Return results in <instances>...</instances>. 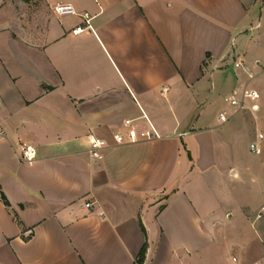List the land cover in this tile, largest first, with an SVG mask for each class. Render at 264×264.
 Here are the masks:
<instances>
[{"label":"crops","instance_id":"0c3cea01","mask_svg":"<svg viewBox=\"0 0 264 264\" xmlns=\"http://www.w3.org/2000/svg\"><path fill=\"white\" fill-rule=\"evenodd\" d=\"M16 2L0 8V264H140L144 246L142 264L263 262L242 184L244 139L264 134V0ZM246 84L256 102L212 116ZM126 120L158 137L117 144Z\"/></svg>","mask_w":264,"mask_h":264},{"label":"built area","instance_id":"2783aa9c","mask_svg":"<svg viewBox=\"0 0 264 264\" xmlns=\"http://www.w3.org/2000/svg\"><path fill=\"white\" fill-rule=\"evenodd\" d=\"M54 11L59 16H67V15L76 14V11L74 10V8L71 5H67V4H57L54 7ZM84 17L85 19H87L88 27H90L89 14H85ZM84 30L85 28L78 27L73 31V33L75 35H78V34H81ZM241 67H242L241 62L235 63V68L239 69ZM252 79H253V76L250 77V80ZM258 99H259V93L255 89L250 88L248 84H246L242 89L233 91L229 96H227L224 99V102L229 108H234L235 111L238 112V111H242L246 109L247 105L250 102L254 103ZM219 119H220V122L224 124V123H227L231 119V116L225 110L222 113H220ZM132 123H133V120H126L124 122V126L128 128L126 135L117 134L114 136L117 144L119 145L134 144V143H138L142 141L152 140L158 137V135L155 134L154 132L153 133L151 132L138 133L132 127ZM263 139H264V134L263 133L258 134L257 141L250 145V151L252 153L256 155L262 154V148L260 146V143L263 141ZM89 145H90L89 151L91 155L97 159H102L103 158L102 152L109 147L106 144V142L96 138L95 136L89 137ZM21 158L24 162L32 164L37 159V151L32 146H25L22 148ZM87 206L89 207L90 204H87ZM234 262H237L236 258H234ZM257 264H263V263H257Z\"/></svg>","mask_w":264,"mask_h":264},{"label":"rangeland","instance_id":"374dc122","mask_svg":"<svg viewBox=\"0 0 264 264\" xmlns=\"http://www.w3.org/2000/svg\"><path fill=\"white\" fill-rule=\"evenodd\" d=\"M32 1V0H31ZM34 1V0H33ZM7 4L10 5H17L18 3L16 2V0H0V8L6 6ZM35 6V3L32 4V6ZM25 6V13H27V15L29 14V9L32 7L30 5H24ZM21 7H18L19 11L21 10ZM209 107L208 110L209 112L212 114L213 117H215V115L219 114V112L223 109L224 107V100H223V94L222 92L220 93H216L214 95H212V97L209 100L208 103ZM254 137V133H250L247 134L245 139H244V143H243V156H244V160L247 163V165H250L247 167V173L244 176V183L242 184V186L244 187L245 190V205H244V211L246 213H248L249 211H257L259 210L262 206L264 207V182L262 181L261 183L259 182H252V179L250 177V174H252L250 172V170H257V172L259 170L262 171V168H259L257 166H254V162L257 160V158H259L258 156L254 155L253 153L250 152L249 150V142L250 140ZM259 190L262 193V198L261 199L259 197ZM264 214V213H263ZM238 219V218H237ZM259 229H261L260 225H258ZM250 231V233L252 231L251 227L248 228ZM254 234V233H253ZM248 235V232H247ZM264 264V261L261 262Z\"/></svg>","mask_w":264,"mask_h":264},{"label":"trees","instance_id":"16d2710c","mask_svg":"<svg viewBox=\"0 0 264 264\" xmlns=\"http://www.w3.org/2000/svg\"><path fill=\"white\" fill-rule=\"evenodd\" d=\"M21 1H24V2H30L31 0H21ZM7 203V202H6ZM8 205V203H7ZM145 254H146V246L143 247L142 249V252H141V255H140V258H139V263L142 264L143 261H144V257H145Z\"/></svg>","mask_w":264,"mask_h":264}]
</instances>
